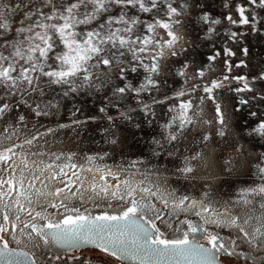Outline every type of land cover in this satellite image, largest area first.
I'll list each match as a JSON object with an SVG mask.
<instances>
[{
	"label": "snow or ice",
	"instance_id": "1",
	"mask_svg": "<svg viewBox=\"0 0 264 264\" xmlns=\"http://www.w3.org/2000/svg\"><path fill=\"white\" fill-rule=\"evenodd\" d=\"M258 142L264 0H0V264H264Z\"/></svg>",
	"mask_w": 264,
	"mask_h": 264
},
{
	"label": "rangeland",
	"instance_id": "2",
	"mask_svg": "<svg viewBox=\"0 0 264 264\" xmlns=\"http://www.w3.org/2000/svg\"><path fill=\"white\" fill-rule=\"evenodd\" d=\"M216 3H219V0H216ZM253 51H259L258 49H253ZM264 142H258L257 146L252 149L253 156H255L256 153L258 152H264V147H260L259 145ZM87 142L85 144L81 145V147H87ZM111 163V161H109ZM227 179V177H225ZM225 190H227V186L225 185Z\"/></svg>",
	"mask_w": 264,
	"mask_h": 264
},
{
	"label": "bare ground",
	"instance_id": "3",
	"mask_svg": "<svg viewBox=\"0 0 264 264\" xmlns=\"http://www.w3.org/2000/svg\"><path fill=\"white\" fill-rule=\"evenodd\" d=\"M93 211H94V214H98L99 211H101V209H94Z\"/></svg>",
	"mask_w": 264,
	"mask_h": 264
}]
</instances>
